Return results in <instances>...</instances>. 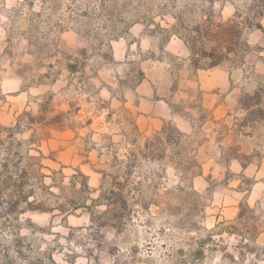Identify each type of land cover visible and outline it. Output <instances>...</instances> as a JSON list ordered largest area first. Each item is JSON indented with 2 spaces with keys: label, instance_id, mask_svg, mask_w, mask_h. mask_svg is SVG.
<instances>
[{
  "label": "rangeland",
  "instance_id": "1",
  "mask_svg": "<svg viewBox=\"0 0 264 264\" xmlns=\"http://www.w3.org/2000/svg\"><path fill=\"white\" fill-rule=\"evenodd\" d=\"M263 16L0 0V264H264Z\"/></svg>",
  "mask_w": 264,
  "mask_h": 264
},
{
  "label": "crops",
  "instance_id": "2",
  "mask_svg": "<svg viewBox=\"0 0 264 264\" xmlns=\"http://www.w3.org/2000/svg\"><path fill=\"white\" fill-rule=\"evenodd\" d=\"M263 18H264V16H263ZM258 29H260L262 31V35L264 37V23L263 22H261V24L259 25ZM258 45L260 47H262L263 50H264V42H263V44L262 43L261 44L259 43ZM208 73H210V72H208ZM216 73H219V70L215 71V74ZM225 78L226 79H223V81H222V78L220 80L215 79V82H214L213 86L211 87V88L214 89V96L216 97L215 98V101H217V98L220 97V96H222L223 93H225V94H228L229 93L230 95L236 94V89L237 88H236V86L234 84L235 82L232 79V76H230L227 73V75L225 76ZM250 79L251 78H248V80H250ZM257 80H258V82L256 83V85L253 86L252 92L256 91L258 89V87L264 86V76H262V77L259 76L257 78ZM221 104H222V101H221L220 104H216L215 105L216 106V110H217L218 106H221Z\"/></svg>",
  "mask_w": 264,
  "mask_h": 264
},
{
  "label": "trees",
  "instance_id": "3",
  "mask_svg": "<svg viewBox=\"0 0 264 264\" xmlns=\"http://www.w3.org/2000/svg\"><path fill=\"white\" fill-rule=\"evenodd\" d=\"M215 64H217V62H212V63H211V66H213V65H215ZM197 67H198V66H197Z\"/></svg>",
  "mask_w": 264,
  "mask_h": 264
}]
</instances>
